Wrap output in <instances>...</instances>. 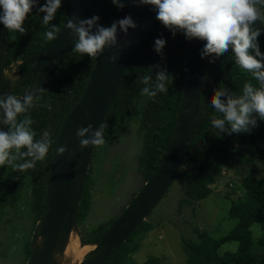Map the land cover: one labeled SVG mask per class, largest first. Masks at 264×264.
I'll list each match as a JSON object with an SVG mask.
<instances>
[{"label":"trees","instance_id":"16d2710c","mask_svg":"<svg viewBox=\"0 0 264 264\" xmlns=\"http://www.w3.org/2000/svg\"><path fill=\"white\" fill-rule=\"evenodd\" d=\"M86 1L81 0V4L83 5ZM124 1L122 0V3ZM44 3L45 0H36L33 4L25 18L23 33L8 30L9 50L5 61L6 69L14 62L28 60L47 46L51 40L45 37V32L55 31L56 28L61 29L69 12V0H62L53 20L47 25L43 24L44 13L39 10ZM120 10L121 7L114 4L113 0H103L93 14L98 16L99 20L90 31L95 33L100 26H111ZM158 37L166 41L161 53H157L154 48V41ZM258 40L260 50L264 52V34H261ZM184 46L185 36L181 31L173 35L172 31L165 28L155 18L152 27L133 57L121 87L103 121L106 143L94 149L95 154L97 150L110 144L113 135L130 120L136 102L144 100L145 106L138 127L143 145L137 169L143 184L156 171L172 135L180 102ZM98 55L93 58L86 53L75 52L73 47L56 65L47 86L32 101V106L28 111L18 114L17 122L31 116L33 123L28 127L35 133L34 141L48 140L50 149L44 161H38L34 168L23 173L13 165L31 158L21 157L15 148L9 150L11 162L0 165V219L4 208L14 207L23 196L24 190L29 192L28 203L33 213L32 225L35 226L40 218L57 134L65 116L82 94ZM27 69L28 66L21 67L20 75L24 74ZM159 71H165L168 76L165 81L167 92H158L156 97L149 98L140 90L144 87L155 90L156 75ZM145 76L150 77L147 84L143 83ZM30 80V77L18 80L11 94L16 96L22 94L28 88ZM246 82L252 83L254 87H260L259 82L251 76V73L235 64L231 49L219 55L206 53L203 56L202 89L196 127L182 167L174 180L182 186L185 195L179 201L178 209L183 203L189 205V203L204 200L211 195L213 192L211 185L220 176L222 168H228L233 156L239 154L238 146L249 151V155L245 158L246 161H264V121L257 118L258 127L252 128L250 134L219 133V130L211 125L213 118H222L223 114L218 113L214 106L207 102L208 98L219 88L225 89L233 97L239 96ZM225 126L229 127L227 123ZM45 132L48 133V137L44 136ZM200 140L201 145L192 150ZM234 146H237L236 149ZM26 150V148H21L20 152ZM91 172L90 166L77 215V235L83 246L97 242L118 218L117 216L106 223H100L94 228H86L85 219L90 207L92 187ZM242 188L244 195L232 202L228 210L229 218L236 220L234 229L218 239L212 238L206 232L195 230L197 241L182 242L187 254V264H264V177L246 176L242 181ZM168 192L169 189L163 197ZM151 213L152 211L147 217ZM152 228L150 221L147 219L142 221L105 264H137L131 261V255L138 252L142 240ZM252 228L260 231L257 239H253ZM29 241L28 237L22 251L26 259L29 256ZM229 242L238 243L236 250L221 254L219 249ZM143 264L164 263L160 258L152 256Z\"/></svg>","mask_w":264,"mask_h":264},{"label":"water","instance_id":"95a60500","mask_svg":"<svg viewBox=\"0 0 264 264\" xmlns=\"http://www.w3.org/2000/svg\"><path fill=\"white\" fill-rule=\"evenodd\" d=\"M102 1L87 0L82 5L81 0H69L68 15L55 39L28 60L18 62V71L28 66L27 71L21 75L8 73L5 68L9 35L8 30L0 24V94H11L18 80L30 77L28 88L17 97L22 99L31 92L34 100L47 86L56 65L75 46L77 36L67 27L68 22L78 24L92 17ZM123 5L114 22L131 16L136 26L126 31L117 26L115 43L107 44L99 53L82 94L61 124L49 166L43 210L32 231L25 264H66L64 253L69 238L72 233L77 235L78 207L95 147L90 146L82 151L75 135L76 130L92 124L94 132L103 123L133 57L155 20L153 6L138 5L137 0H125ZM202 43L201 39L185 38L179 107L170 141L156 171L104 235L90 244L94 246L93 249L78 264H105L138 225L146 220L175 180L197 122L204 56L198 53ZM9 127L0 123V130L8 131ZM201 143L200 140L192 150ZM60 146H65L67 151L58 154L56 148ZM56 255H59V260L55 259Z\"/></svg>","mask_w":264,"mask_h":264},{"label":"clouds","instance_id":"9594fccd","mask_svg":"<svg viewBox=\"0 0 264 264\" xmlns=\"http://www.w3.org/2000/svg\"><path fill=\"white\" fill-rule=\"evenodd\" d=\"M62 0H45L40 7L44 13L43 24L47 25L53 20ZM138 5H150L155 8V18L165 28L173 32L181 31L186 39L197 38L203 41L199 55L206 53L219 55L229 49L233 53L235 64L249 73L259 82L260 87L252 83L243 85L242 94L231 96L219 88L208 98V103L214 106L222 118H213L211 125L219 133H251L252 128L258 127L257 118L264 121V52H261L258 38L264 34V0H137ZM36 0H0V24L7 30L23 33L24 21ZM118 7H123L122 0H113ZM99 17L93 15L88 19L71 21L67 27L72 29L77 39L74 51L86 53L95 58L107 44H114L117 26L127 30L135 27L131 16H125L111 26H100L95 33L90 29L97 23ZM55 28V26H53ZM49 30L45 37L53 40L56 32ZM166 41L156 38L154 48L161 53ZM150 77L145 76L143 83L147 84ZM168 79L165 71L156 75L155 90L142 88V94L149 98L157 96L158 92H167L165 81ZM182 82V80H181ZM181 95V93H180ZM33 94L29 92L23 98L12 94H0V111L3 119L0 123L9 125V130H0V165L10 163V149L15 148L21 157H30L23 163L13 165L21 173L36 166L38 161H44L50 149L48 140H35V133L28 127L33 123L31 116L17 122L18 114L25 113L32 106ZM223 98V99H222ZM229 125L226 127L225 125ZM92 124L76 130L80 149L100 147L106 143L104 124L102 123L94 132ZM91 133V135H88ZM48 137V133H44ZM21 148L26 151L20 152ZM58 154L67 151L65 146L56 148ZM15 157H13L14 159ZM123 212V211H122ZM119 217V216H118ZM55 259L59 260V255Z\"/></svg>","mask_w":264,"mask_h":264},{"label":"rangeland","instance_id":"374dc122","mask_svg":"<svg viewBox=\"0 0 264 264\" xmlns=\"http://www.w3.org/2000/svg\"><path fill=\"white\" fill-rule=\"evenodd\" d=\"M17 64H11L8 73L19 75ZM144 106V100H138L128 123L113 135L110 144L97 150L92 157L86 228H94L119 216L143 185L137 169L143 145L138 127ZM237 150L239 154L233 156L228 168H222L220 176L211 185L213 192L204 200L189 205L183 203L178 209L179 201L185 195L179 182L173 181L167 195L146 218L153 228L142 240L138 252L131 255V261L143 264L154 256L164 264H187L182 242L197 241L195 230L218 239L234 229L236 220L229 218L228 210L232 202L244 195L243 179L246 176L264 177V161L248 162L245 158L249 151L240 146ZM28 199L29 192L24 190L14 207L4 208L0 219V264L26 263L23 246L26 239L31 238L30 230L34 226ZM252 236L257 239L260 231L252 228ZM237 246L238 243L229 242L222 245L219 252L234 251ZM85 250L78 249L81 259L88 253L84 254Z\"/></svg>","mask_w":264,"mask_h":264},{"label":"bare ground","instance_id":"6f19581e","mask_svg":"<svg viewBox=\"0 0 264 264\" xmlns=\"http://www.w3.org/2000/svg\"><path fill=\"white\" fill-rule=\"evenodd\" d=\"M94 246L92 245H81L78 239V236L74 233L71 234L65 253H64V260L66 264H78L81 261L80 252L78 249H86L84 254L88 251H91Z\"/></svg>","mask_w":264,"mask_h":264}]
</instances>
